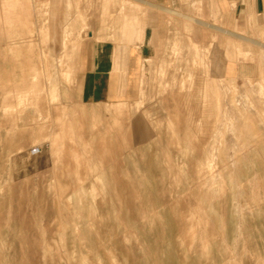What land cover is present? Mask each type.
Segmentation results:
<instances>
[{"label": "rangeland", "instance_id": "374dc122", "mask_svg": "<svg viewBox=\"0 0 264 264\" xmlns=\"http://www.w3.org/2000/svg\"><path fill=\"white\" fill-rule=\"evenodd\" d=\"M149 3L0 0V264H264V31Z\"/></svg>", "mask_w": 264, "mask_h": 264}, {"label": "crops", "instance_id": "0c3cea01", "mask_svg": "<svg viewBox=\"0 0 264 264\" xmlns=\"http://www.w3.org/2000/svg\"><path fill=\"white\" fill-rule=\"evenodd\" d=\"M150 1L151 10H160L159 5L162 6L161 10L173 9L170 6L174 4V0ZM215 2L218 6L217 11L222 15V21L218 26L231 29L262 28L264 31V0H215ZM145 26L155 25L148 20Z\"/></svg>", "mask_w": 264, "mask_h": 264}]
</instances>
